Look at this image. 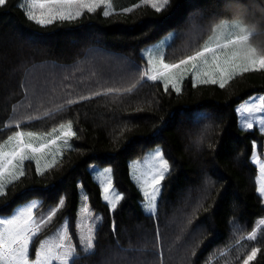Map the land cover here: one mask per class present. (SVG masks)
Listing matches in <instances>:
<instances>
[{"label":"trees","instance_id":"obj_1","mask_svg":"<svg viewBox=\"0 0 264 264\" xmlns=\"http://www.w3.org/2000/svg\"><path fill=\"white\" fill-rule=\"evenodd\" d=\"M21 3L0 7V145L15 131L69 122L76 133L52 167L39 172L26 162L0 196V217L30 202H38L34 217L56 210L31 257L40 240L55 243L63 232L77 252L70 264H243L253 247L260 252L250 264H264V198L252 161L254 145L264 157V133L243 128L237 111L264 95V71L237 74L223 88L187 78L179 91L165 90L144 78L142 55L173 32L165 59L179 63L216 24L235 20L254 31L251 43L264 54V0H170L160 13L140 0H112L109 16L102 6L46 27L28 20ZM158 145L169 172L147 213L130 163ZM91 164L111 166L123 195L115 209ZM90 227L93 249L85 251L79 241Z\"/></svg>","mask_w":264,"mask_h":264},{"label":"snow or ice","instance_id":"obj_2","mask_svg":"<svg viewBox=\"0 0 264 264\" xmlns=\"http://www.w3.org/2000/svg\"><path fill=\"white\" fill-rule=\"evenodd\" d=\"M10 2V0H0V7H5ZM144 5H150L157 13L162 10H166L170 3V0H140ZM111 4V0H22L20 7L25 11V16L28 20L37 23L40 26H48L53 24L54 21H71L80 17L86 10L88 13H94L97 9L102 6H106L103 11V15L109 16L111 12L107 10V6ZM39 8L41 11L39 14L36 13L34 9ZM125 11H131V9H125ZM232 27L239 30L240 33L245 32V27L241 26L239 23H234L229 25L227 21L222 22L221 25L217 27ZM223 38V34H216L215 29H213V36L209 37V41L205 42V45L200 51H197L194 55L188 56L183 60H180L176 64L164 63L163 59L159 61L164 71H158L156 69V60L152 58L149 60V64L152 65L147 71L144 72V76L151 81H158L163 79L165 81L164 88L168 89L169 83L176 91L179 89L176 87L175 77L171 74L172 70L181 69V66H187L191 63V68L196 70L199 65L195 63L196 61L203 59V64H208L207 56L212 54V63L214 65L213 71L219 74V81L215 76L210 75L207 71L203 72V76L206 77L202 82L216 84L219 82V86L223 88L229 79H232L237 74L252 72V71H264V54L257 55L255 49H250L248 52L244 53L243 62L236 63V59L240 55L238 52H233L231 56L227 53H223L225 58L221 60V49H228L230 46L242 45L248 40L247 35H237L235 39L228 38L226 43L221 44L220 40ZM185 70H187L185 68ZM149 72L154 74L149 75ZM201 73L197 71L195 75H200ZM195 86V85H194ZM109 92L112 89L108 90ZM126 91H130L126 90ZM83 99V98H82ZM259 104H249L247 108L244 109L245 112L252 113L253 111L264 110V97H259ZM69 104L73 101H68ZM248 127H252L251 123L247 120L245 121ZM19 127V125H17ZM63 129L64 125H60ZM67 131L62 132L61 135L67 137L69 135L75 136L76 133L72 132L71 122L67 125ZM53 129L52 132H56ZM47 135H51L48 133ZM29 138L36 137L37 134L33 132L24 133L22 131H15L12 136H9L5 141L7 144L9 141H16V148L10 152H3L0 150V196L4 195V180L7 176H12L16 178L17 171L20 176L24 175V171L21 167L23 162L26 160H36L37 171H41L39 168V160L36 159L35 153L42 152L46 148L47 144H41L38 148H34L31 143H25L24 137ZM61 136H57L56 139L49 141L50 144H54L56 140L60 139ZM67 142V141H65ZM4 145H0V149ZM31 150L32 155L26 151ZM157 158H160V153L156 154ZM13 160H17L19 163L14 165ZM9 166L14 170L9 171ZM50 166V165H49ZM169 166L167 160L160 158L159 168L156 171L158 175H154L152 178V186L154 189L153 195L151 197V207L148 208L149 211L155 208V193L159 191L156 188L157 185L164 179V174L168 172ZM110 171V170H105ZM109 191V186L104 187V192ZM259 191L264 193V188H260ZM145 195H148L145 193ZM105 200H108V196H104ZM120 199L119 195L115 197V200L111 202L112 207L115 208L116 201ZM60 205L64 204L63 200L59 201ZM38 207V202H30L25 206H20L14 210L11 217H0V264H53V262H58V264H70V261L77 255L76 248L69 243L71 241V236L63 232L58 234L55 243H51L45 240L39 241V247L35 249V258L30 255L31 245H33L37 237L41 234L42 229L50 222L53 216L56 215V210H50V214L46 217H34L33 209ZM87 212V209H84ZM264 224V220L261 221ZM89 235L82 237L79 243L84 246L85 251H91L93 249L94 236L92 235L93 229L90 227L88 229ZM248 239L255 241L257 239V234L253 231ZM260 252L259 248L253 247L251 252L243 260V264H250L251 261L255 260L257 253Z\"/></svg>","mask_w":264,"mask_h":264},{"label":"rangeland","instance_id":"obj_3","mask_svg":"<svg viewBox=\"0 0 264 264\" xmlns=\"http://www.w3.org/2000/svg\"><path fill=\"white\" fill-rule=\"evenodd\" d=\"M107 9L113 10L112 5L110 4L109 6H107ZM34 10L36 11L37 14H39V12L41 11L39 8H36ZM227 22L229 23L230 21H227ZM238 22L240 23L241 21H238ZM221 24L222 23L216 24L214 29H215L216 34H221V33L223 34V38L220 40V43H224L225 39H228L229 37H231V33L227 32L225 34L224 31L221 32V27H217V25H221ZM240 24H243V23H240ZM233 30H234L233 28L229 29V31H231V32ZM234 34H236V32L232 33V35H234ZM173 35H174L173 32H169L168 34L163 36L160 41L159 40H158V42L156 41V43L153 44L147 51H144V55L149 60L152 58H155V60L157 62L156 63V69L162 68V66L159 64V61L161 59H163L164 63L169 64L166 61L165 54L163 52L164 51L166 52V48H167L168 44L171 42V40L173 39ZM210 36H213V32L210 34ZM209 37L206 39L205 42L209 41ZM205 42H204V45H205ZM255 50H256V48H255ZM225 52L227 53V55H229V48L226 50L221 49V53H222L221 60H223L225 58V56L223 55V53H225ZM244 53H246V52H244ZM244 53L241 54L240 60L237 63L243 62ZM256 53H257V55H260L257 51H256ZM147 55L150 57H148ZM206 58L208 60V64H203L204 58L195 62L199 65V68L196 70H193L191 68V63L187 66H181V69L172 70L171 74L175 77V82L176 83L180 82L183 77L191 78L189 76L194 75V76H192L194 78V82L195 83H198V82L202 83V81L204 79H206V77L203 76V72H205V71H207L210 75L215 76V78H217V80L219 81V74L215 73L213 71L214 65L212 63V54H208V56ZM149 66H150V68L152 67V65H150V64H149ZM149 66H148V69H149ZM185 68L187 70H185ZM145 71H147V66L144 68V72ZM197 71H199L201 74L195 75V73ZM144 72H143V74H144ZM161 80L164 81L163 79H161ZM217 84H219V82H217ZM181 86H182V84L178 87V89H180ZM259 97H264V95H254V96L248 98L247 100H245L243 103H241L237 107V111H238V115H239V123L243 128L249 129V130H253L255 128H258L259 131L264 133V110L253 111L252 113H248V112L244 111V109L247 108L249 106V104H253V103L259 104L260 103V100L258 99ZM246 120L251 123L252 127L247 126V124L245 123ZM63 125H64L63 129H61L60 127L55 128L57 130L56 132H52V130L49 132H34V131L19 130V131H22L24 133L33 132V133L37 134L36 137H32V138H29L27 136L24 137L25 143H31L34 148H38L41 144H47L48 145L46 148L43 149L42 152H38V153L34 154L36 159L39 160V168L41 169V171H39V172H44L47 169H49L50 167H52L62 157L65 150L72 147L73 136L69 135L67 137H64L61 135L62 132H65L68 130L67 129L68 124H63ZM72 132H74L73 127H72ZM48 133H51V135H47ZM57 136H61V138L56 140V142L54 144H50L49 141L56 139ZM65 141H67V142H65ZM1 145H4V146L0 150H2L3 152L10 153L16 148V141L15 140L9 141L7 144H5V141H4ZM26 151L29 153V155H32L31 150L26 149ZM157 153H160V158L166 160V158L164 157L161 146L158 145V146L150 149L143 158L133 160L130 163L131 177H132L133 181L135 182V184L139 187V189L141 190V192L144 196V208H145L147 213H151V212L155 211V208L152 209L151 211H149L148 208L151 207V203H152L151 197H152L153 192H154V189L152 186V178L154 175L159 174L156 171V169L159 168V164H160V158H157V156H156ZM28 161H34L36 163L35 159L24 161L23 167H22L24 172H25V164ZM252 161L258 167V170H259V175L257 178V182H258V186H259L258 192L264 198V193H261L259 191L260 188H264V157H261L259 155L257 145H254V154L252 156ZM12 163L14 165H16L19 162L17 160H13ZM168 166H169V163H168ZM89 169L92 172L94 179L101 185V187L103 189V193H104L103 195L108 196L107 201L109 202L112 210L115 209L116 206L121 201L123 195H122L121 191L118 189V187L115 185L113 170H112L111 166H106V165L102 166V165H98V164H91L89 166ZM106 169L110 170V171H105ZM13 170L14 169L11 166H9V171H13ZM168 172H169V170H168ZM168 172H166L164 174V179H165L166 175L168 174ZM18 173L19 172L17 171L16 178H18L20 176ZM11 179L13 180L14 178L12 176H7V178L3 181L5 184L4 192L6 191V188L8 187V185L10 184ZM164 179L160 182L159 185L156 186V188H158L159 191L155 193V195H156V200L154 202L155 205H156L158 197L160 196V194L162 192ZM106 185L109 186V191L107 193L104 192V187ZM145 193H147L148 195H145ZM117 195H119L120 199L118 201H116V206H115V208H113L111 202L115 200V197Z\"/></svg>","mask_w":264,"mask_h":264},{"label":"crops","instance_id":"obj_4","mask_svg":"<svg viewBox=\"0 0 264 264\" xmlns=\"http://www.w3.org/2000/svg\"><path fill=\"white\" fill-rule=\"evenodd\" d=\"M113 2H114V0H113ZM111 5H112V8H114V9H116L117 7H116V4L114 3V4H112V0H111ZM222 23V22H221ZM234 23H239L238 22V20H235V21H230L228 24L229 25H232V24H234ZM240 23H242V22H240ZM239 23V24H240ZM241 26H244L245 27V32L244 33H240L239 32V30H238V28L237 29H234L232 32L231 31H229V29H231L232 27H221V32L222 31H224L225 32V34L227 33V32H230L231 33V37L230 38H232V39H235L236 38V36L237 35H247L248 36V40L246 41V42H244L242 45H236V46H230L229 47V55L228 56H231L232 55V53L233 52H238L240 55L238 56V58L236 59V63L240 60V56H241V54L242 53H244V52H248L250 49H255L254 48V46L252 45V43H251V37H252V35L254 34V31L250 28V27H248L247 25H245L244 23L243 24H240ZM233 32H236V34H234V35H232V33ZM161 39H159V41H160ZM158 42V41H157ZM227 42V39H225V41H224V43H226ZM156 43V42H155ZM155 43H153V44H155ZM153 44H151V45H149V46H147V47H145L143 50H142V54H143V56H144V58L147 60V70H148V66H149V59L144 55V51H147ZM221 44H223V43H221ZM256 51V50H255ZM164 54H165V51L163 52ZM148 56V55H147ZM148 57H150V56H148ZM149 68H150V66H149ZM158 71H164L163 70V68H161V69H157ZM151 74H154V73H152V72H149V75H151ZM192 76H194V75H190L189 77H191L192 79H193V81H194V78L192 77ZM144 78L145 79H147L145 76H144ZM188 77H183L182 79H181V81L180 82H177L176 83V87L178 88L181 84H182V82L185 80V79H187ZM158 81H161L163 84L165 83L164 81H162V80H158ZM199 83V82H198ZM203 83V82H202ZM170 85L169 86H171V83H169ZM172 87V86H171ZM21 167H23V165H21ZM36 167H37V164H36ZM23 169V168H22ZM19 174V173H18ZM19 177H21V176H19ZM18 177V178H19ZM18 178H15V179H11V181H10V183L11 182H13V181H15V180H17Z\"/></svg>","mask_w":264,"mask_h":264}]
</instances>
